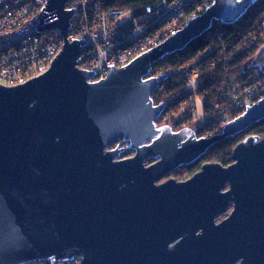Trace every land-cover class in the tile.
<instances>
[{
    "label": "water",
    "instance_id": "water-1",
    "mask_svg": "<svg viewBox=\"0 0 264 264\" xmlns=\"http://www.w3.org/2000/svg\"><path fill=\"white\" fill-rule=\"evenodd\" d=\"M46 0L36 32L56 28L49 69L0 86V264H264V137L248 136L231 164L169 177L216 142L264 119V98L221 134L197 138L156 120L152 95L167 75L155 63L183 50L212 22L229 25L253 0H214L199 17L119 69L90 83L76 68L85 43L66 40L74 9ZM251 66L264 74V44ZM118 141L125 147L114 146ZM133 156L119 159L125 151ZM145 162H151L146 166ZM226 216L216 222L218 216Z\"/></svg>",
    "mask_w": 264,
    "mask_h": 264
},
{
    "label": "built area",
    "instance_id": "built-area-1",
    "mask_svg": "<svg viewBox=\"0 0 264 264\" xmlns=\"http://www.w3.org/2000/svg\"><path fill=\"white\" fill-rule=\"evenodd\" d=\"M213 2L214 0H158L150 6L103 11L100 0H68L63 5V11H75L69 20L66 39L68 42L81 39L85 41L76 56V68L92 71L89 82H97L108 74L107 67L119 69L126 66L202 15ZM45 3L46 0H0V86H17L44 74L61 51L63 42L58 29L51 28L41 32L35 30L39 24L36 18ZM213 25L219 27L224 24L214 21L210 27ZM210 27L203 32L207 37L212 36ZM214 35H217V31ZM190 74L195 77L197 70L192 68ZM159 76L160 72L155 75L150 73L149 77ZM240 91L238 96L231 94L237 117L244 112L246 106L264 98H255L252 87H243ZM194 110L192 109L193 113ZM215 120V117L209 118V129L216 127ZM219 121L221 133L229 120L223 115ZM179 127L175 129L179 130ZM198 133L197 136L200 137L201 130ZM123 153L119 159L133 156L132 151H127L122 156ZM150 163L145 162V165ZM81 263L79 257L67 261V264Z\"/></svg>",
    "mask_w": 264,
    "mask_h": 264
},
{
    "label": "trees",
    "instance_id": "trees-1",
    "mask_svg": "<svg viewBox=\"0 0 264 264\" xmlns=\"http://www.w3.org/2000/svg\"><path fill=\"white\" fill-rule=\"evenodd\" d=\"M100 1L102 10L109 11L150 6L158 0ZM210 28L211 37L202 33L183 50L166 56L153 66L152 75L158 72L167 75L166 81L152 95L154 104L166 103L156 120L159 125H168L172 129L184 125L195 108L194 98L197 96L202 99V110L206 116L205 122L198 125L201 126L200 137L217 134L220 117L226 115L229 121L237 117L231 94L238 96L243 87H252L255 98L264 97V74L251 66L255 54L264 44V0H253L252 6L234 23ZM215 31L217 35H214ZM192 68L197 70V82L195 86L186 88L192 78ZM186 92L191 96L187 97ZM211 117H215L216 127L209 129ZM195 134L199 135L197 130ZM252 135L264 137V119L233 137L216 142L197 160L181 166L169 177L185 180L206 163L230 165L233 148Z\"/></svg>",
    "mask_w": 264,
    "mask_h": 264
},
{
    "label": "rangeland",
    "instance_id": "rangeland-1",
    "mask_svg": "<svg viewBox=\"0 0 264 264\" xmlns=\"http://www.w3.org/2000/svg\"><path fill=\"white\" fill-rule=\"evenodd\" d=\"M67 40V39H66ZM69 43H71V42H69ZM196 82H197V80H196V78L195 77H192L191 79H190V81L188 82V84H187V86H186V88H190V87H193V86H195L196 85ZM187 93V92H186ZM191 95L189 94V93H187V97H190ZM194 101H195V110H194V113L193 112H191V115L189 114V117H188V119H186L185 120V122H184V125H181L180 127H179V130L180 129H182V128H190V129H192L193 131H195V130H201V126H198L200 123H204L205 122V120H206V116H205V114H204V112H203V110H202V101H201V97H197V96H195V98H194ZM193 114V115H192ZM188 116V115H187ZM211 118H213V117H211ZM187 122V123H186ZM157 124V126H163V125H159L158 123H156ZM183 126V127H182ZM172 128V127H171ZM173 131H178V130H176V129H172ZM222 130H223V128L221 129V132H222ZM220 132V131H219ZM219 134H221V133H219ZM219 134H216V133H212V134H210V135H208V136H202V137H205V138H209V137H212V136H215V135H219ZM196 137H198L197 136V134H196ZM198 138H200V137H198ZM226 216V214H224V215H222V216H218L217 218H216V222H218V221H220L221 219H223L224 217Z\"/></svg>",
    "mask_w": 264,
    "mask_h": 264
},
{
    "label": "flooded vegetation",
    "instance_id": "flooded-vegetation-1",
    "mask_svg": "<svg viewBox=\"0 0 264 264\" xmlns=\"http://www.w3.org/2000/svg\"><path fill=\"white\" fill-rule=\"evenodd\" d=\"M115 146H119L120 148L125 147V145H124L123 142H121V141H118L116 144H114L113 147H115ZM127 151H128V150H125L124 152H127Z\"/></svg>",
    "mask_w": 264,
    "mask_h": 264
},
{
    "label": "bare ground",
    "instance_id": "bare-ground-1",
    "mask_svg": "<svg viewBox=\"0 0 264 264\" xmlns=\"http://www.w3.org/2000/svg\"><path fill=\"white\" fill-rule=\"evenodd\" d=\"M50 264V263H49Z\"/></svg>",
    "mask_w": 264,
    "mask_h": 264
}]
</instances>
